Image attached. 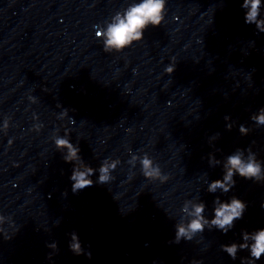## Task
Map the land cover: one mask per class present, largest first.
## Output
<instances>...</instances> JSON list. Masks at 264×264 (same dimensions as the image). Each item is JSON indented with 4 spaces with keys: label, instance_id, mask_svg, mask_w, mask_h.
<instances>
[{
    "label": "clouds",
    "instance_id": "clouds-1",
    "mask_svg": "<svg viewBox=\"0 0 264 264\" xmlns=\"http://www.w3.org/2000/svg\"><path fill=\"white\" fill-rule=\"evenodd\" d=\"M246 9L245 23L254 24L258 31L264 32V18L261 17V8L264 7L262 0H243L241 5ZM167 13L166 0H140L138 3L130 5L123 13H117L112 21L107 25L103 35V50L106 53H120L126 48H130L134 43L143 40L144 32L151 27L161 26ZM175 70V63L165 68V73L171 75ZM225 119H228L227 117ZM252 119L259 125H264V108L260 109L259 115L253 116ZM242 134H246L247 129L243 126L240 128ZM55 147L58 150L67 149L64 160L74 163V168L70 179L73 181L72 191L74 193L91 187L94 181L90 178L96 171L99 172L97 183L109 184L114 178L111 172L116 167V162L109 163L105 160L99 169H93L83 162L78 146L73 145L65 137H56ZM78 162V163H77ZM141 171L145 178L167 180V176H162L160 166L153 165L152 159L147 154L141 159ZM224 175L222 179L212 181L208 185L209 192H216L217 189L227 193L235 185L234 176L239 175L245 179L256 181L264 180V166L259 162L255 154H249L247 159L244 158L243 152L237 151L235 154L227 157L224 164ZM214 218L207 220L204 215L205 205L203 203L194 204L191 211L188 210L187 204L182 211L188 212L192 219L187 223H180L176 226L175 242L180 240L191 241L197 234L203 233L205 227L216 228L224 233L234 226V222L243 217L246 210V204L238 199L231 198L230 202H221L219 198L215 201ZM3 217L0 216V220ZM5 238L9 235L4 234ZM243 242L240 244L232 243L222 245V250L226 252L233 260L237 257L240 250H248L250 256L242 258L241 264H256V261L264 257V228L252 233L244 232L242 234ZM251 241V243H249ZM53 249L55 244L50 245ZM71 250L76 254H82L81 245L78 237L73 234L70 244ZM197 264V262H193Z\"/></svg>",
    "mask_w": 264,
    "mask_h": 264
}]
</instances>
